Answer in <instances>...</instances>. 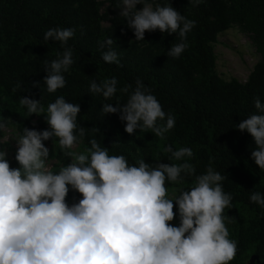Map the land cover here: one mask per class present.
Masks as SVG:
<instances>
[{"label": "clouds", "instance_id": "clouds-1", "mask_svg": "<svg viewBox=\"0 0 264 264\" xmlns=\"http://www.w3.org/2000/svg\"><path fill=\"white\" fill-rule=\"evenodd\" d=\"M190 2L196 6L200 0ZM117 9L136 41H144L145 32L175 34L177 42L164 54L168 58L181 56L195 26L169 0H118ZM73 35L72 28L59 26L44 32L43 39L59 42L63 51L43 61L45 75L32 88L43 87L53 94L65 87L63 74L75 63L73 49L65 45ZM113 42L110 37L98 42L99 48L107 49L101 52L105 64H119ZM116 85L114 76L99 83L93 79L88 93L107 101L117 92ZM120 91L127 94L125 102L104 103L99 112L103 118L118 114L126 134L151 130L163 139L174 127L173 115L165 113L140 80ZM19 105L29 116L43 117L47 127H24L17 135V167H10L6 151L0 150V264H230L233 260L237 245L228 238L223 215L233 199L222 186L227 176L211 166L196 175L185 159L193 155L190 148L165 146L168 159L183 161L179 164L153 166L143 159L129 164L125 156L109 154V147L78 125L79 104L63 95L46 108L41 97L30 95L20 97ZM253 108L235 129L251 137L249 159L264 170V103L259 97ZM6 126L7 120L0 121V130ZM86 135L87 147L73 150ZM53 138L69 159L56 172L50 170V151L44 143ZM186 176L193 177L192 184L169 197L165 182L183 183ZM69 192L79 199L68 201ZM248 201L264 208V193L250 191ZM174 217L176 223H170Z\"/></svg>", "mask_w": 264, "mask_h": 264}, {"label": "trees", "instance_id": "trees-1", "mask_svg": "<svg viewBox=\"0 0 264 264\" xmlns=\"http://www.w3.org/2000/svg\"><path fill=\"white\" fill-rule=\"evenodd\" d=\"M169 3L195 21L186 36L184 52L175 59L164 55L177 42L175 34L145 32L144 41L134 40L119 16L118 0H0V121L7 120L5 129H12L15 138L24 127L43 130L47 127L43 117L29 116L19 105V98L41 97L46 108L56 96L63 95L68 102L79 104L78 125L86 133L91 132L101 146L109 147V154L123 155L129 164L140 159L153 166L179 164L183 161L168 159L165 146L173 150L190 148L193 155L185 159L196 175L211 166L227 176L222 186L233 199L232 207L226 208L223 215L225 226L231 228L228 238L237 245L230 264H247L251 255L264 264V208L248 201L250 191L264 193V170L249 159L251 137L235 129L236 123L255 111V98L264 103V0H200L196 6L190 0ZM57 26L74 30L65 46L73 49L75 63L63 74L65 87L48 94L43 87L32 88V84L42 81L45 75L43 61H51L63 51L59 42L43 39L45 31ZM232 28L249 38L259 57L244 83L224 80L216 71L217 37ZM108 37L114 41L112 47L119 64L101 60V52L107 49L99 48L98 42ZM113 76L117 92L110 100L88 93L90 80L99 83ZM137 80L175 119L174 127L163 139L151 130L128 135L118 114L100 115L102 104L124 103L127 94L120 89L134 87ZM5 129L0 130V150L6 151L10 167H17L15 154L8 156L10 145L2 142ZM88 138L86 135L76 151L87 147ZM44 143L54 148L59 166L69 162L55 138ZM192 182L193 177L187 176L183 183L166 181L167 195L188 188ZM73 197L79 199L74 192H69L66 199L71 202Z\"/></svg>", "mask_w": 264, "mask_h": 264}, {"label": "rangeland", "instance_id": "rangeland-1", "mask_svg": "<svg viewBox=\"0 0 264 264\" xmlns=\"http://www.w3.org/2000/svg\"><path fill=\"white\" fill-rule=\"evenodd\" d=\"M214 54L216 57V71L218 75L224 80L235 79L240 83H244L250 74L253 66L258 61L259 57L255 52L248 37L241 35L237 29L232 28L220 34L217 37V42L214 46ZM5 141L10 145L12 152L8 153L9 157L15 154V135L12 129L4 130ZM49 147V167L51 171H58L59 164H57L53 152L54 148ZM76 151V148L73 149ZM170 223L175 224L176 220ZM228 231H231L230 226H226Z\"/></svg>", "mask_w": 264, "mask_h": 264}, {"label": "water", "instance_id": "water-1", "mask_svg": "<svg viewBox=\"0 0 264 264\" xmlns=\"http://www.w3.org/2000/svg\"><path fill=\"white\" fill-rule=\"evenodd\" d=\"M247 264H261L256 255H251Z\"/></svg>", "mask_w": 264, "mask_h": 264}]
</instances>
